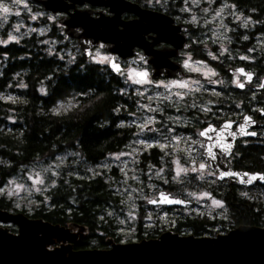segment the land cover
Listing matches in <instances>:
<instances>
[{
    "label": "rangeland",
    "instance_id": "rangeland-1",
    "mask_svg": "<svg viewBox=\"0 0 264 264\" xmlns=\"http://www.w3.org/2000/svg\"><path fill=\"white\" fill-rule=\"evenodd\" d=\"M0 2L9 8L6 14L0 11V46L18 43L21 38L29 35L53 34V36L45 37V39L48 38L46 40L48 54L66 59L67 62H73L80 54L81 49L77 42L71 38L66 39L64 26L59 23L61 16L44 10L33 0H19V2L0 0ZM163 2L164 0H155V3L152 1L148 3H152L151 5L156 8H163L165 7ZM171 2L176 9L188 17L191 23L196 25L197 38L200 43L206 44L204 49L209 51L212 58L220 60V55H231L233 58L235 56L253 62L255 51L264 54V36L255 37L253 47L244 52L238 53L232 45L236 42L233 33L246 29L249 22L248 18L232 5L218 0H168L169 5ZM57 13L60 15L59 12ZM13 37L15 39H12ZM89 59L96 63L109 62V56L102 48L94 50ZM2 61L0 56V69ZM134 61L139 63L140 59L136 58ZM209 65V63L188 58L185 61L187 74L183 78L151 82V80L138 78L136 74L139 66L129 63L127 68L119 74L129 102L124 109L125 123L122 122V125L130 129V137L125 145L98 164H90L78 153L70 151L55 154L46 159H36L0 185V198L4 197L15 207L14 210L9 211L22 212L31 217L30 215L37 207L46 203L47 191L56 185L58 177H67L72 174L75 177L90 178L97 173L105 174L106 182L111 184L110 189L118 197L115 202L103 207L105 216L110 218V225L113 227V236L110 238L117 243L136 242L134 232L138 222L141 220L143 225L152 227L154 213L157 215L155 219L164 221L166 226L170 218L176 219L189 214L193 216L202 213L203 216L209 214L212 217L221 215L225 210L224 203L208 190L209 186L216 187V175L209 169L202 156L203 138L198 134L199 128L192 124L191 133H184L183 130L178 129V125L181 128L188 126V120L192 118L195 121L196 117L187 112L190 109V102L197 105L199 109H209V106L214 103L212 95H217L216 88L211 86L214 87L219 80L215 82L210 80L216 76V71ZM17 76L18 74H15L13 77V81L16 82L12 85L13 88L24 86ZM232 80L235 84L238 77L234 75ZM137 81L141 82L137 83ZM227 81L229 82L230 79L228 78ZM178 83H185L187 87L175 86ZM11 89L9 86L1 97L6 101H17V93ZM41 91H44L43 86ZM205 96L212 100L197 102ZM75 105L76 100L69 98L60 101L54 110L67 112ZM224 114L232 115V111L229 110ZM152 147L158 150L155 162L150 158ZM201 164L205 165L203 169H200ZM193 168L197 171H192ZM112 169L115 176L111 174ZM180 169L187 171H180L178 175ZM172 189L193 200L195 206L192 209L176 211L155 210L149 207L148 200L155 198L158 191ZM242 190L243 195L256 196L260 209L264 213V183L259 184L255 191ZM250 191L251 194L248 193ZM177 208L183 209L178 206ZM260 226H264V223ZM2 227L7 228L10 233H17L16 226L13 224ZM217 234L220 233L206 235ZM56 244L57 242L53 245ZM96 245L95 241H91L86 248H98Z\"/></svg>",
    "mask_w": 264,
    "mask_h": 264
},
{
    "label": "trees",
    "instance_id": "trees-1",
    "mask_svg": "<svg viewBox=\"0 0 264 264\" xmlns=\"http://www.w3.org/2000/svg\"><path fill=\"white\" fill-rule=\"evenodd\" d=\"M135 1L155 3V0ZM218 1L232 5L249 20L246 29L233 33L236 42L232 45L236 51L252 48L255 37L264 36V0ZM163 3L167 11L176 9L168 0ZM50 36L53 34L29 35L18 43L0 46L3 60L0 69V185L36 159L66 151L78 153L90 164H98L119 151L130 137V129L119 126V122L126 119L125 113L123 110L115 113L117 107L126 104L128 97L119 75L90 61L82 51L73 62L48 54V38L45 37ZM254 54L253 62L236 57L231 64L243 65L253 70L255 77L264 78V54L256 51ZM15 74L24 83L23 87L13 88ZM9 86L17 93V101L1 97ZM42 86L44 91H41ZM69 98L76 100L73 108L67 112L54 110L60 101ZM235 98L242 107H247L246 94L235 95ZM236 101L227 103L233 105ZM238 152L241 168L264 172V143L249 144ZM151 153L150 158L155 162V149ZM111 174L115 176L114 169ZM110 188L105 174L97 173L90 178L72 174L60 176L56 185L47 191L46 203L30 216L53 224L85 227L86 237L74 244V249H84L91 241H95L98 248H108L111 238L107 237L113 236V227L103 207L118 198ZM228 200L236 222L256 226L264 223L262 210L255 212L248 200L234 195ZM0 209L14 210L15 207L2 197ZM181 220L179 223L194 235L215 234L207 230L212 222L206 217L185 216Z\"/></svg>",
    "mask_w": 264,
    "mask_h": 264
},
{
    "label": "water",
    "instance_id": "water-1",
    "mask_svg": "<svg viewBox=\"0 0 264 264\" xmlns=\"http://www.w3.org/2000/svg\"><path fill=\"white\" fill-rule=\"evenodd\" d=\"M33 1L52 13H66L59 18V23L64 26V35L66 38L76 39L86 57L92 55L99 42L103 43L104 49L121 58L132 56V48L135 45L141 46L142 20H146L149 26H155L157 33H166L158 20H169L165 14L141 8L131 0ZM85 1L93 5L109 6L111 15L105 16L100 12L92 17L90 10L75 7V4ZM124 11L132 12L138 18L123 21L121 13ZM154 67L166 70L170 76H181L179 63L159 62ZM109 68L114 74L122 70L120 63L114 59L109 61ZM235 71L245 77V82L254 76L244 67ZM140 74L138 72L137 77L142 79L144 76ZM246 117L249 116H244L234 129L233 122L228 120L219 128H212L215 131L204 136L208 140L203 156L209 162V167L217 172L218 179L233 177L241 185L263 184L264 179L261 177H264V173L235 171L222 160L230 155L236 139L255 133L249 130L261 126V121L253 122ZM162 197L180 203L162 202ZM158 203L168 207H186L190 201L161 191L158 194ZM9 224L17 227V233H10L7 228L2 227ZM84 233L85 227L79 229L76 225L53 224L41 218H31L22 212L0 209V264H264V226L241 225L215 236L181 235L166 231L156 238L136 242L117 243L110 239L111 244L105 249H74L73 244L84 239Z\"/></svg>",
    "mask_w": 264,
    "mask_h": 264
},
{
    "label": "flooded vegetation",
    "instance_id": "flooded-vegetation-1",
    "mask_svg": "<svg viewBox=\"0 0 264 264\" xmlns=\"http://www.w3.org/2000/svg\"><path fill=\"white\" fill-rule=\"evenodd\" d=\"M135 3H137L141 8L154 10L161 12L169 17L168 19H161L162 21L158 20V24L161 27H164V30L166 33L160 32L157 33L155 31V26H149L146 22V20H142L143 24V30H142V38H141V46L135 45L132 48L133 55L121 58L117 54H112L111 52L107 51L103 48V43L99 42V44L93 49L97 50L99 48H102L106 50L107 55L109 56V60L114 59L116 62L120 63L122 70L124 71L127 68V65L129 63H132L133 65H138V72L140 73H146L147 75L144 76L141 80H151V82H156L157 80H174L178 78H183L184 75L187 74L186 67H185V61L188 58H194L198 61H201L203 63H209V66H212L216 71V76L212 77L210 80L212 81H218L215 86H211V88H216V94L212 95L214 100L211 106H209V109H199L196 107L197 105L192 104L193 102L189 103L190 109L187 110L188 114H190L195 118V121L192 119L188 120V126L186 127H179V130H183L184 133H191L190 132V126H193L199 128L198 134L200 135L201 132L206 131L208 128H219L221 124L225 121H231L232 128L234 129L238 122L244 118V116H249L251 120L254 121H261L262 124L258 128L251 129L249 132H255L254 135L250 133L247 137L238 138L234 141L233 150L231 151L230 155L228 157H223V162H225L226 166L229 167L232 170L238 171H249V172H260L258 170H248L241 168L239 161L241 159V155L238 152L242 147H246L249 144H258V143H264V83H262V80L264 78H261L260 80L255 77V74L253 73V70L245 68L243 65H233L231 64L234 58L231 55H220L219 59H214L212 56L209 55V51L204 49V46L206 44L200 43V40L197 38V28L194 23H191L187 16L182 14L181 11L178 9H172L167 11L166 8L161 7H154L153 5L149 4L147 1L144 4H140L135 0H131ZM222 2V1H221ZM75 7L77 9H88L90 10V16L95 17L98 15V13L103 12L105 16L111 15L109 12V6L105 5H93L89 2H84L82 4H75ZM70 10V9H69ZM56 15L63 16L66 13L60 12V15L58 13H55ZM138 18V16L132 12L124 11L121 13V19L123 21H129L131 19ZM63 26V25H62ZM187 29V30H183ZM64 30V27H63ZM68 39V38H66ZM73 41H76V39L71 38ZM198 39V40H197ZM202 41V40H201ZM187 45V48H184V46ZM177 46V48H176ZM93 53V52H92ZM91 58V56L89 57ZM88 58V59H89ZM139 58L140 62L137 63L134 61V59ZM245 62H249L246 59H241ZM159 62H165L167 64H175L179 63L182 72L181 76H170L166 70H158V68H155L154 65L158 64ZM229 62V64H228ZM96 63V62H95ZM102 64L103 66H106L107 69L109 68V62L108 63H98ZM228 64V65H227ZM239 67H244L245 69L251 71L254 76L252 79L248 82H245V77L240 74L239 72L235 71V69ZM231 69V70H229ZM111 71V70H110ZM119 72L117 75H119L122 72ZM162 72V73H161ZM155 75H158L157 77ZM236 75L238 77V81L233 84V76ZM120 76V75H119ZM137 76V74H136ZM230 79L228 82L227 79ZM239 84H243V87H239ZM262 85V88H260ZM241 93H244L247 95V107H242L240 102L235 100V95H240ZM230 96V98H229ZM235 98V99H234ZM210 98L203 97L200 99L199 103L201 102H209ZM227 101H236L234 105H227ZM129 104L128 100L124 106H119L115 109V113L118 114L121 110L123 112L125 111V107H127ZM192 104V105H191ZM191 105V106H190ZM229 110L232 111V115H227L224 113H227ZM201 116V117H199ZM125 120H121L119 123V126H125L122 125V122ZM125 123V122H124ZM189 131V132H188ZM211 133V132H207ZM201 136V135H200ZM203 138V153L205 149V143L207 142L208 138L201 136ZM152 149H155V152L157 153L158 150L156 147H152ZM151 149V152H152ZM202 153V156H203ZM146 157V156H145ZM204 158V156H203ZM206 161V159L204 158ZM207 166L209 167V162H207ZM209 169H211L209 167ZM215 175H216V187L209 186L208 190L210 194H214L216 198L221 200L225 205V210L222 212L221 215L217 214L215 216H210L209 214H204V216L201 214H194L191 216L190 214L188 217L190 218H196V217H206L210 222H212V227L207 228L210 232L213 233H222V232H228L232 230L233 228H236L241 225H248L246 223H239L236 222L233 212H232V204L228 200L229 198H232L234 195L236 198H244L248 200L251 204H253V208L255 209V212H259L260 204L257 201L256 196L252 195H243L242 189H244L246 192L247 190H256L259 187V183H255L252 185H241L237 183L236 179L233 177L218 179L217 172L213 169H211ZM161 191H165L172 196H182L185 199L189 200L190 203L183 207V209L177 208V206H172V208L168 207L165 204L158 203V194ZM229 192V193H228ZM235 193V194H234ZM251 194V191L248 192ZM230 194V195H228ZM253 194V191H252ZM256 198V199H255ZM155 201V203L151 202ZM149 207H153L155 210L160 209H173V210H184L187 208H193L195 206V202L191 199H189L187 196H185L183 193H177L172 189L171 191L167 190H160L158 193H156L155 198H151L148 200ZM155 218H157L156 213H154ZM262 219L264 220V213H262ZM185 217V216H183ZM141 218V215H140ZM151 221V226L149 227L147 225H143L141 220L138 222V227H136V231L134 232V240L141 241L146 239H152L158 237L160 234L163 233V230L166 231H172L179 234H191V231H187L186 228L179 223L181 220V217H178L176 219H169L167 222V226L164 221H160L159 219ZM262 220V221H263ZM142 224V225H141ZM11 225V224H9ZM77 228V227H76ZM17 229V227H16ZM193 234V233H192ZM206 235V234H202ZM209 235V234H208ZM74 246V244H73Z\"/></svg>",
    "mask_w": 264,
    "mask_h": 264
},
{
    "label": "snow or ice",
    "instance_id": "snow-or-ice-1",
    "mask_svg": "<svg viewBox=\"0 0 264 264\" xmlns=\"http://www.w3.org/2000/svg\"><path fill=\"white\" fill-rule=\"evenodd\" d=\"M16 2H19V0H16ZM0 11H2L3 13L6 14V13L9 12V8L7 6H5L2 2H0ZM12 39H15V37H13ZM140 75L146 76L147 74L146 73H141ZM140 82L141 81H137V83H140ZM175 86L183 88V87H187V84H185V83H178V84H175ZM238 86L239 87H243V84H239ZM227 126H230V125H227ZM211 131H215V129L208 128L206 131L201 132L200 135L201 136H205L207 134V132H211ZM252 134L254 135L255 133H252ZM161 147H164V146L161 145ZM209 154L211 155V150L210 149H209ZM204 167H205L204 164H201L200 165V169H203ZM180 171L186 172L187 170L186 169H180L178 171V173H177L178 175H179V172ZM192 171H197V169L193 168ZM252 179H256V177H252ZM261 179H264V177H261ZM151 202L155 203V201H151ZM162 202H175V203H180V201H168L167 200V197H162ZM216 203H219V202H216Z\"/></svg>",
    "mask_w": 264,
    "mask_h": 264
},
{
    "label": "bare ground",
    "instance_id": "bare-ground-1",
    "mask_svg": "<svg viewBox=\"0 0 264 264\" xmlns=\"http://www.w3.org/2000/svg\"><path fill=\"white\" fill-rule=\"evenodd\" d=\"M246 119H247V120H251V118H250V117H246ZM166 193H167V192H166ZM165 205H166V204H165Z\"/></svg>",
    "mask_w": 264,
    "mask_h": 264
}]
</instances>
